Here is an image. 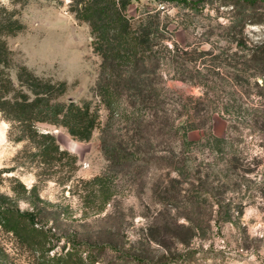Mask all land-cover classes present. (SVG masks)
<instances>
[{"label": "rangeland", "instance_id": "obj_1", "mask_svg": "<svg viewBox=\"0 0 264 264\" xmlns=\"http://www.w3.org/2000/svg\"><path fill=\"white\" fill-rule=\"evenodd\" d=\"M0 12L26 26L6 37L13 80L26 65L38 76L65 81L61 100H90L100 108V125L88 141L62 126L38 124L78 156L68 181L66 169L50 175L27 141L10 138L11 123L0 115V210L30 212L41 228L22 239L0 223V264H264V133L251 110L234 116L236 125L214 112L204 127L188 132L192 141L209 133L229 140L186 151L181 181L178 169L153 162L166 155L168 135L159 145L152 132V143L137 153L128 125L111 119L101 103L102 59L70 0H0ZM126 12L134 19L159 13L162 34L196 58L203 73H211L216 95L222 90L225 95L231 83L236 101L264 104V71L254 78L242 63L247 51L239 46L264 44V0H130ZM161 71L170 91L204 92L174 79L168 65ZM121 140L136 154L118 164L111 149Z\"/></svg>", "mask_w": 264, "mask_h": 264}, {"label": "trees", "instance_id": "obj_2", "mask_svg": "<svg viewBox=\"0 0 264 264\" xmlns=\"http://www.w3.org/2000/svg\"><path fill=\"white\" fill-rule=\"evenodd\" d=\"M11 1L25 3L27 0ZM129 4L130 0H70V10L78 20L89 25L93 50L102 59L97 85L100 101L111 111V119L117 116L128 125L126 130L133 133L131 142L137 147V153L152 143V132H156L159 145L168 135L166 155L152 158L153 162L178 169L179 180L184 181L186 151H192V147L201 151L211 146L212 140L219 144L229 140L212 133L200 140L188 139V132L204 127L212 113L220 111L236 125L238 121L234 116L251 110L252 118L264 133V104L249 107L246 102L236 101L232 98L235 92L231 83L227 85L230 89L225 94L229 97L227 100L223 99V90L221 95H216L219 88L209 84L211 73H203V69L196 66V58L162 34L159 13L134 19L126 12ZM25 28L18 18L5 17L0 12V115L11 123L10 138L15 142L27 141L35 150L34 155L52 171L50 175L58 168L66 169L64 181H68L77 169L78 156L62 149L55 135L43 131L38 124L62 126L75 139L88 141L100 125V108L90 100L80 103L61 100L67 91V83L38 76L26 65L19 66L16 80L12 79L9 70L13 52L6 37L17 35ZM239 46L242 47L240 50L247 51L242 60L244 67L251 69L254 78L262 75L264 44L247 49ZM163 64L173 69L174 79L200 86L204 92L192 96L167 89L161 71ZM121 99L125 103L122 107L119 106ZM251 125L244 127L251 129L254 126ZM123 142L121 140L111 149L114 151L112 159L118 164L134 159L136 154L129 152ZM196 181L201 183L202 179L198 177ZM33 216L30 212L3 208L0 223L8 231L27 239L41 231L35 226Z\"/></svg>", "mask_w": 264, "mask_h": 264}]
</instances>
